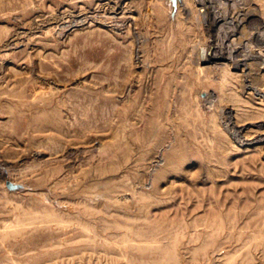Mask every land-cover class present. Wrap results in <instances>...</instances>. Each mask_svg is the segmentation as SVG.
I'll return each instance as SVG.
<instances>
[{
	"label": "rangeland",
	"instance_id": "rangeland-1",
	"mask_svg": "<svg viewBox=\"0 0 264 264\" xmlns=\"http://www.w3.org/2000/svg\"><path fill=\"white\" fill-rule=\"evenodd\" d=\"M263 50L264 0H0V264H264Z\"/></svg>",
	"mask_w": 264,
	"mask_h": 264
},
{
	"label": "bare ground",
	"instance_id": "bare-ground-1",
	"mask_svg": "<svg viewBox=\"0 0 264 264\" xmlns=\"http://www.w3.org/2000/svg\"><path fill=\"white\" fill-rule=\"evenodd\" d=\"M241 5V4H240ZM213 16H215L216 18H217V20H220L221 18H222V16L220 17L219 15H217V14H214ZM224 18V17H223ZM230 20H228L229 22H228V24L229 23H234V22H236L235 20H234V18H229ZM231 25V24H230ZM229 25V26H230ZM59 26V25H58ZM232 26V25H231ZM228 31V30H227ZM226 31V32H227ZM222 43V42H221ZM221 46V45H220ZM247 47V46H246ZM238 48V47H237ZM237 48H235V47H231L230 48V50L231 51H229V53L227 52V53H225V51H222L221 49L220 50H214L212 53H208V58H211V57H219V56H227V57H230L231 58V54H232V52H235L236 51V49ZM244 51H245V53H243L244 55H245V57L244 58H242V59H239V60H241L242 61V63L244 62V60H245V58L247 57V56H249V55H251V50L247 47V48H244ZM264 51V50H263ZM239 52V51H238ZM256 55H261V54H257L256 53ZM263 56V55H262ZM238 61V60H237ZM239 63V62H238ZM237 64V63H236ZM49 116H50V114H49V112H47V111H44L43 112V114H41V115H39V116H37V118H38V120H48L49 119ZM4 225V224H3Z\"/></svg>",
	"mask_w": 264,
	"mask_h": 264
}]
</instances>
